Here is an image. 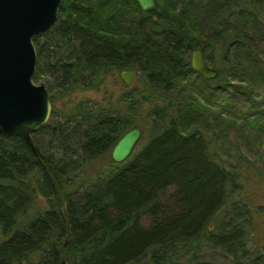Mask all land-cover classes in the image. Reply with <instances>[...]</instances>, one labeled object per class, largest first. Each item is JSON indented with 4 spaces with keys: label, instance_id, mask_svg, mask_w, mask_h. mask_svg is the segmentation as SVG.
<instances>
[{
    "label": "trees",
    "instance_id": "trees-1",
    "mask_svg": "<svg viewBox=\"0 0 264 264\" xmlns=\"http://www.w3.org/2000/svg\"><path fill=\"white\" fill-rule=\"evenodd\" d=\"M157 2L145 11L137 0H64L58 21L34 37V79L45 80L53 111L33 134L36 152L21 137L0 139V264H214L185 256L206 238L228 251L243 246L245 231L234 220L208 230L242 173L227 169L212 148L214 124L226 130L216 137L223 140L237 120L206 101L222 88L252 87L253 75L264 82V60L254 50L259 8L254 0ZM232 11L236 18L223 21ZM196 48L216 78L192 67ZM241 50L246 85L233 83ZM134 69L139 86L125 83L104 103L74 98ZM134 127L144 143L115 162V145ZM43 132L51 148H42ZM74 171L86 174L74 179ZM39 197L47 208L37 206ZM145 216L155 219L150 227Z\"/></svg>",
    "mask_w": 264,
    "mask_h": 264
},
{
    "label": "rangeland",
    "instance_id": "rangeland-1",
    "mask_svg": "<svg viewBox=\"0 0 264 264\" xmlns=\"http://www.w3.org/2000/svg\"><path fill=\"white\" fill-rule=\"evenodd\" d=\"M207 0H203L206 2ZM259 8V19L255 26L254 32L257 34V43L254 50L258 53L259 58L264 60V0H254ZM236 18L234 11L225 13L222 20L233 21ZM252 25V22L251 24ZM250 31H253L252 28ZM241 58V69L244 51L239 52ZM217 60V53L210 54V59ZM244 64H246L244 62ZM120 74V73H119ZM115 78L107 79V83L101 90L84 89L74 95L76 100L89 99L88 103H104L110 94H119L122 90L127 89L125 81L120 75ZM239 78L233 77V83L238 85H246L240 79L247 82L249 74L242 69ZM197 83L202 80L196 77ZM43 78L36 80V83H42ZM254 81V82H253ZM252 87L233 88L230 90H222L214 92L213 103L210 104L213 110L223 111L227 117L236 118V125L229 128V137L223 140H216L218 133L224 134L226 130H222L218 123L214 124L212 136V148L218 151L217 160L220 161L227 169L233 171H241L242 185L230 193L227 204L216 214L212 222L209 224L210 232H220L229 220H234L235 228L238 226L244 229L245 237L243 238V246L236 251H228L222 247L212 245L206 238L202 248L196 254L192 252L187 254L185 258L192 256V262L209 261L214 264H264V82L258 83L256 76L253 75ZM139 79L135 76L132 78L130 87L139 86ZM213 85H219L218 81H213ZM62 107V102L57 107ZM61 109V108H59ZM248 113L250 119L244 121V115ZM214 114H217L214 112ZM39 142L43 149L51 148V137L44 132L38 136ZM144 139L141 138L137 148L141 147ZM225 149H230L232 154L225 153ZM74 156H79L80 152L75 151ZM108 162L98 163L97 167H108ZM77 171V170H76ZM76 171L72 172L70 177L77 179ZM90 176L93 171L88 170ZM86 172L84 171L83 175ZM87 177L86 179H88ZM38 207L42 209L48 207L47 201L43 197L38 199ZM236 206H241L246 210V213H241L244 210H236ZM36 209V208H35ZM33 209L32 212L35 211ZM242 209V208H241ZM154 217L145 216L142 219V224L150 227L154 222ZM184 260V259H183ZM180 261H182L180 259ZM186 261V260H184Z\"/></svg>",
    "mask_w": 264,
    "mask_h": 264
},
{
    "label": "water",
    "instance_id": "water-1",
    "mask_svg": "<svg viewBox=\"0 0 264 264\" xmlns=\"http://www.w3.org/2000/svg\"><path fill=\"white\" fill-rule=\"evenodd\" d=\"M145 11L156 9L157 0H137ZM64 0H0V139L21 137L36 152L33 134L45 125L53 111L45 83H36L38 54L36 35L58 21ZM192 67L206 79L218 76L200 48L191 56ZM138 71L123 70L127 84ZM143 135L140 127L126 132L115 145L112 158L123 162L134 152Z\"/></svg>",
    "mask_w": 264,
    "mask_h": 264
},
{
    "label": "flooded vegetation",
    "instance_id": "flooded-vegetation-1",
    "mask_svg": "<svg viewBox=\"0 0 264 264\" xmlns=\"http://www.w3.org/2000/svg\"><path fill=\"white\" fill-rule=\"evenodd\" d=\"M204 55V54H203ZM205 57V56H204ZM205 60H206V58H205ZM207 61V60H206ZM207 63H208V61H207ZM209 64V63H208ZM210 65V64H209ZM211 66V65H210ZM212 67V66H211ZM120 76H121V74H120ZM124 80V79H123ZM125 81V80H124ZM126 83V82H125ZM127 84V83H126ZM129 85V84H128Z\"/></svg>",
    "mask_w": 264,
    "mask_h": 264
}]
</instances>
